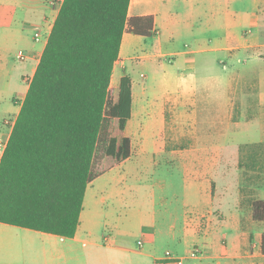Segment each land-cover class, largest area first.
Masks as SVG:
<instances>
[{
	"label": "crops",
	"instance_id": "obj_1",
	"mask_svg": "<svg viewBox=\"0 0 264 264\" xmlns=\"http://www.w3.org/2000/svg\"><path fill=\"white\" fill-rule=\"evenodd\" d=\"M179 1L182 0H132L129 16H153L154 29L150 36L126 32L118 62L121 59L134 61L138 57L139 46L152 43L148 47L151 50L150 58L160 59L161 56L168 58L171 64L178 62L183 66L184 78L180 80L177 79L180 73L177 69L165 72L169 82L166 90L180 92L184 104L189 103L194 107L192 112H195L198 124L196 132L203 119L207 127L206 140L197 139L191 147L194 150L193 168L190 177L185 179V188L180 192L163 188V194L159 196V210L140 209L138 218L131 217L135 221L133 223L128 218L130 233L138 234L137 241L130 240L131 235L127 229H122L126 227L123 224H118L114 235L105 237L104 241L91 240L87 234L92 232L88 226H83L89 188H94L97 179L123 165L126 159L103 172L88 186L81 223L74 237L25 238L54 246L51 254L44 253V264L53 262L55 256L63 258L66 264L68 261L88 264L84 250L94 252V248L128 253L121 256L130 258V264H178L180 259L183 264H264V219L254 218L252 203L253 200L264 201V0H186L183 10L177 4ZM62 2L0 0V161L21 109H17L15 97L22 96L24 99L29 85L13 92L9 99L11 108L6 106L8 101L2 94L8 91V86L17 77L22 82L32 79ZM32 30L35 32L33 38L30 37ZM40 32L46 38L38 50L39 46L34 44V40L38 41L36 34L40 37ZM18 45L27 46L30 56L36 60L30 77L24 74L27 67L20 72L8 60V53ZM20 52L23 51L20 50L17 56ZM162 61L158 60L159 64ZM130 77L133 103L130 127L127 124L126 131L130 128L131 159L134 155V136L142 135L144 123L155 136L165 129L166 118L161 112H144L141 120L138 117V124H133L137 116L134 112L136 92L134 78L131 74ZM200 87L206 93L199 91ZM223 88L226 92H222ZM201 109L205 112H201ZM10 116H14L11 125L7 121ZM236 116L237 120L234 119ZM165 146L166 142H154L152 148L164 150ZM243 146L255 148L260 161L257 174L250 176L259 191L258 197L251 200L250 221L242 216L241 191L236 194L232 189L216 191L212 187L215 180L230 179L228 173L220 175L216 170V166L225 164V151ZM167 155L174 157L175 152L158 154L159 157ZM200 165H206V170L202 171ZM99 192L102 191L92 192V200L96 201ZM111 193L112 196L122 193L118 184ZM219 197L223 200H219ZM231 197L239 201L238 209L225 219H220L215 209L227 207L229 210ZM100 200L106 202L107 197L101 196ZM17 227L0 222L2 230ZM247 229L253 230V235ZM183 243L189 251L197 245L201 254L196 258L183 259L178 252L179 245ZM167 252H171L173 258L168 259ZM119 256L109 253L104 257L102 253H94L95 264H102L103 261L117 264ZM30 260H35L33 254H30Z\"/></svg>",
	"mask_w": 264,
	"mask_h": 264
},
{
	"label": "trees",
	"instance_id": "obj_2",
	"mask_svg": "<svg viewBox=\"0 0 264 264\" xmlns=\"http://www.w3.org/2000/svg\"><path fill=\"white\" fill-rule=\"evenodd\" d=\"M131 1L63 0L1 158V223L74 237L88 186L132 155V79L115 97L111 85L124 34L154 27L153 16H129ZM252 203L263 220L264 201Z\"/></svg>",
	"mask_w": 264,
	"mask_h": 264
},
{
	"label": "rangeland",
	"instance_id": "obj_3",
	"mask_svg": "<svg viewBox=\"0 0 264 264\" xmlns=\"http://www.w3.org/2000/svg\"><path fill=\"white\" fill-rule=\"evenodd\" d=\"M177 4L183 10L186 0L179 1ZM34 34L35 32L33 30L30 31L31 38H33ZM45 38L46 35L40 32L38 41L34 40V44L39 46L38 50H40ZM151 45L152 43L147 46L141 44L137 51L138 57L134 61H123L121 59L117 63L111 85V95L113 97L116 96L120 78L123 74L127 73L129 76L131 74L135 81L134 90L136 92V102L134 104V112L137 115L133 124H138V117L140 116L141 120L144 117L141 114L144 112H153L154 114L161 112L166 118V127L162 130L161 134L153 136L148 131L147 124L144 123L142 135L134 136L133 157L127 159L123 165L116 167L103 177L96 178L95 187L89 188L83 226H88V229L92 232L90 235L87 234V238L89 237L91 240L104 241L105 237L114 235L118 224L126 225L122 229H127L130 233L128 218L132 216L138 218L137 212L140 209L150 210L156 208L159 210L161 207L159 196L163 194V188L178 192L182 191L187 183L185 179L190 177L189 174L193 168L192 155L194 150L191 147L197 139L206 140L207 127L205 120L203 119L199 123L200 129L196 132L198 124H196L197 119L194 117L195 112H192L194 107L190 106L189 103L187 105L184 104L180 92L166 90L169 87V82L165 78V72L177 69L180 71L177 79L180 80V78H184L182 74L183 66L178 62L171 64L168 58L163 59L161 56L160 59L150 58L151 50L148 47ZM20 50L24 52L25 59L18 58L17 54ZM28 50L29 48L27 46L18 45L8 53L7 57L12 66H17L18 71H24L25 67H27V72L24 71V74L30 77L32 67L36 64V60L30 56ZM158 60L159 62L162 61L161 64H159ZM20 67L22 68L21 70H19ZM30 81L31 79H25L22 82L17 77L8 86V91L2 94L8 101L7 107L11 108L12 106L9 103V99L12 97L13 92L21 89V87L25 88L29 85ZM200 90L203 91L201 87L199 88ZM222 92H226V90L223 88ZM219 95L221 97L224 96V94ZM23 100L22 96L15 97L17 109L21 107ZM201 112L205 111L201 109ZM236 114L238 115V112ZM234 119L237 120L238 116L234 117ZM13 120L14 116L8 117V124L11 125ZM128 125L130 127V121ZM129 130L130 128L127 129L126 134L130 136ZM154 142H166L165 149L159 150L152 148ZM163 152H166V154H173L175 152V155L174 157L172 155L159 157L158 154ZM97 153L94 171L101 173L106 169V160L108 157L105 155L103 145L99 146ZM224 160L225 164L216 166V170L220 175L222 173H228L230 179L213 181V190L232 189L236 194L238 191H241L243 194L240 197V207L243 209L242 216L245 220L250 221L252 215L251 200L257 198L259 192L255 187L256 182L250 179V176L257 174L256 170L260 165L258 153L253 147L248 148L247 146H243L241 148H230L225 151ZM222 162L224 163V161ZM199 167L202 171L206 170V165H200ZM117 184L122 193L118 196H112L111 190L116 189ZM96 190L102 192L98 193L99 199L97 198L94 201V199L92 200V192ZM101 196H106L107 201L102 202L100 200ZM218 199L223 200L220 197ZM238 205L239 201L235 197H231L229 210H227V207H219L215 209V214L220 219H225L229 213L238 209ZM133 222L135 221H132L131 218L130 223ZM247 231H251L253 235V230L247 229ZM130 235L129 238L131 241H137L138 234L136 232H131ZM48 236L59 238L56 235L22 227H17L14 230L0 229V264H44V253L51 254L54 246L52 247V245L47 243L43 244L41 240L31 242L25 238L34 237L40 239ZM194 247H197V245H194L191 249ZM178 249L179 255L184 257L183 259L191 257L189 256L190 252L186 244L179 245ZM94 250V252L90 249L84 250L83 255L88 259V264H95L94 253H102L104 257L109 253L120 255L117 264H130V258L124 259L121 256V254L128 253L112 251L106 248H94ZM30 254L34 255V261L30 260ZM188 261L186 260V262ZM67 263L79 264L76 261H68ZM50 264H66V262L63 258L55 256L53 262H50ZM102 264L108 263L103 261Z\"/></svg>",
	"mask_w": 264,
	"mask_h": 264
},
{
	"label": "built area",
	"instance_id": "obj_4",
	"mask_svg": "<svg viewBox=\"0 0 264 264\" xmlns=\"http://www.w3.org/2000/svg\"><path fill=\"white\" fill-rule=\"evenodd\" d=\"M53 1H54V2H57V1H59V0H53ZM36 38H37V39L39 38V34H36ZM25 57H26V56H25L24 52H20L19 55H18V58H20V59H25ZM0 162H1V161H0ZM189 252H190L189 256H191L192 258H196V257H198V256L201 254V249L198 248V247H194V248L191 249ZM166 254H167V256H168V259L173 258L171 252H167ZM178 264H183V261L180 259V260L178 261Z\"/></svg>",
	"mask_w": 264,
	"mask_h": 264
}]
</instances>
